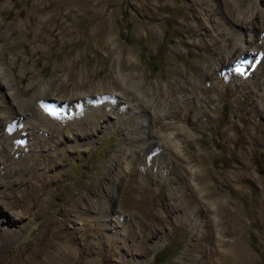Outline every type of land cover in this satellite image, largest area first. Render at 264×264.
Masks as SVG:
<instances>
[{
    "label": "rangeland",
    "instance_id": "rangeland-1",
    "mask_svg": "<svg viewBox=\"0 0 264 264\" xmlns=\"http://www.w3.org/2000/svg\"><path fill=\"white\" fill-rule=\"evenodd\" d=\"M251 1L0 0L15 102L65 104L27 150L0 132V264H264V18L230 20Z\"/></svg>",
    "mask_w": 264,
    "mask_h": 264
},
{
    "label": "bare ground",
    "instance_id": "bare-ground-1",
    "mask_svg": "<svg viewBox=\"0 0 264 264\" xmlns=\"http://www.w3.org/2000/svg\"><path fill=\"white\" fill-rule=\"evenodd\" d=\"M258 2H260V0H252L247 9L242 8V7H238L239 10L237 11V15H238L240 22H238V20L235 21V20H232L230 18L229 19L231 21L237 23V24H244L245 20H249V26H251V28L253 27V29L255 30L256 29V25H255L256 19H255L254 15L257 14V12L255 13L254 11L261 12V15L263 14L262 17L264 18V9L260 3L258 4ZM252 32H250L249 35L245 39H244V36H242V33L233 32L232 36L238 37V39H237L238 48L236 49V50H238V53L244 52L242 50V47L244 46L245 43H251L252 42L253 38L255 37V33H256V32H254V34L252 35ZM239 58H241L240 55H239ZM240 69H241V64L234 69H229L227 71L226 75L230 76V77L232 75L235 76L234 74L239 73ZM3 78L5 79V82L3 84H5V87L8 88L7 86H9V81H11V80H9L8 77L5 78L2 75V71L0 70V82L2 80L4 81ZM51 85H52V83H51ZM50 87L51 86L49 84H46L43 87H41L32 97H30L28 99L23 98V99L17 100V102H15L16 98H14L13 93L11 92L10 87H9L7 89L8 93H11V95L13 96V98L9 99L10 100L9 103L5 98L6 91H4V89L0 90V132H3L4 128L6 127L8 129V131H10V133L13 134V137H22L23 136V138H25V140L22 142H25V149L26 150L28 148H30L31 144H33L35 141H37L36 139L38 138L39 126L41 124H45L44 122L46 120V114H48L45 112V110L47 109L49 113H51L52 111H56L55 114H53V115H58L57 114V113H59L58 108L60 109L61 107L65 106V104L63 102L55 103L49 99L50 96L48 97L47 95L51 93ZM82 95L84 96V95H88V94L73 93L70 96V98L67 99V101L69 100L71 102L81 103V111L87 110V105H89V103L87 101L81 99ZM104 96L107 98H105V101L102 104L106 105L110 109V111H113L115 109L114 106H117L120 102L119 96H117L116 104L111 99V97L113 96L112 93H108L107 95H104ZM129 100L130 99L128 98V101L126 102V104H124V103H123V105L121 104L123 109H126V106L130 104ZM131 102H132V100H131ZM62 118H65L64 115H62ZM108 125H109V122H106L104 125H101L99 129H101V131H103ZM0 141H1V138H0ZM19 144L20 143H17V146ZM0 163H1V161H0ZM125 168H126V166H125ZM122 169H124V167L121 168V170ZM101 211H102V209H101ZM108 211H109V209H108ZM102 215L103 214H101V216ZM101 216L96 215V217H101ZM107 216H109V214H105L102 217H107ZM105 227H107L110 230H113V232L116 231V229L114 228L115 226H112V224L110 225V224L106 223ZM73 252L74 251L68 250L67 253H69L68 256H70V258H72V256L74 255ZM73 258H74V256H73ZM57 260H59V259H57L56 254H54V256H52V257L48 254V255L40 258L39 261L37 260L38 262L36 264H55V263H57ZM132 264H139V261H135Z\"/></svg>",
    "mask_w": 264,
    "mask_h": 264
}]
</instances>
